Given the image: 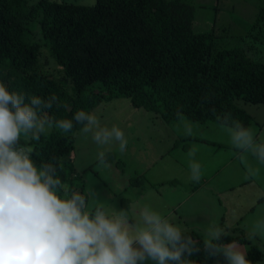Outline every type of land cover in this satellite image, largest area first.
Instances as JSON below:
<instances>
[{
	"label": "trees",
	"instance_id": "16d2710c",
	"mask_svg": "<svg viewBox=\"0 0 264 264\" xmlns=\"http://www.w3.org/2000/svg\"><path fill=\"white\" fill-rule=\"evenodd\" d=\"M193 20L187 0H96L93 6L0 0V82L23 93L26 102L58 96L61 106L47 111L55 120H71L79 110L91 113L104 99L128 97L133 107L164 122L184 117L220 123L217 116L230 113L249 127L251 116L234 100L264 104V60L241 47L217 48L212 34L196 31ZM33 22L41 41L31 38ZM41 46L61 69L59 79L39 65ZM73 124L69 133L54 129L31 142L34 163H56L69 194L77 189L75 134L83 126ZM182 232L201 248L191 257L194 264H226L222 256L204 253L197 232ZM225 233L221 243H249L240 233ZM262 256L249 245V261Z\"/></svg>",
	"mask_w": 264,
	"mask_h": 264
},
{
	"label": "clouds",
	"instance_id": "9594fccd",
	"mask_svg": "<svg viewBox=\"0 0 264 264\" xmlns=\"http://www.w3.org/2000/svg\"><path fill=\"white\" fill-rule=\"evenodd\" d=\"M54 105L61 106L56 95L33 96L26 102L23 93L10 92L0 82V264H194L191 257L201 252L197 241L160 212L145 205L134 219L126 208L109 210L90 189L91 201L78 191L69 194L56 163H34L31 142L54 129L69 133L73 121L83 125V134L91 133L97 146L118 145L120 153L126 151L128 141L118 126H101L95 114L84 110L71 120H55L47 114ZM217 119L242 163L251 156L264 166V142L257 141L254 131L230 113ZM191 132L187 127L186 133ZM187 155L191 180L198 183L202 167L193 159L196 149ZM105 157L100 151L96 159L103 165ZM247 173L257 177L260 168L248 166ZM257 234L264 235V220L254 226L252 235ZM225 235L223 228L211 225L204 253L222 256L226 264H252L237 241L221 243Z\"/></svg>",
	"mask_w": 264,
	"mask_h": 264
},
{
	"label": "rangeland",
	"instance_id": "374dc122",
	"mask_svg": "<svg viewBox=\"0 0 264 264\" xmlns=\"http://www.w3.org/2000/svg\"><path fill=\"white\" fill-rule=\"evenodd\" d=\"M37 1L28 0V3ZM58 1L93 6L96 0ZM187 1L194 6V29L211 33L217 48L241 47L252 58L264 60V0ZM29 28L32 32L31 38L41 41L37 36L40 32L37 23L33 22ZM39 65L56 79L62 74L44 46H41ZM234 102L251 116L249 128L254 131L257 141L264 142V104L239 98ZM91 113L100 119L101 126L111 128L115 125L122 129L128 141L127 148L124 153H120L118 145L97 146L92 141L91 133L83 134V126L79 128L75 134L73 160L74 170L78 175L75 191L80 192L83 183V194L86 196L90 189L105 208L110 210L113 207L118 211L130 207V217L138 219L139 213L135 210H139V205L135 206L133 200L138 199L139 203L144 201L138 196L151 186L147 170L156 171L173 165L180 170L181 178L191 180L189 164L192 160L187 154L191 149H196L193 158L196 162L203 154L212 164L219 162L220 171L214 170L212 176L215 183L226 179L244 178L245 184L236 187L234 191L225 190L221 194L198 190L193 197L196 200L198 196L205 195L215 208L214 219L218 220L221 212L218 207L220 199L226 207L225 195L229 194L234 207L227 205L221 221L223 229L225 232L240 233L245 237L249 243H243L241 246L246 250L250 244L257 245L263 251V256L252 264H264V235H252L256 223L264 220V166L258 165L251 156H247L246 163H242L241 154L231 146L229 134L220 123L214 120L192 121L184 117L164 122L152 111L133 107L128 97L104 99ZM187 127H191V135L186 133ZM100 151L106 153V163L103 165L96 159ZM182 164L188 166L189 176ZM248 166L259 167L260 175L249 178ZM191 183L194 186L198 184L194 181ZM157 190L161 192L162 188L157 186ZM159 194L155 192L154 203H150L151 209L156 211L160 210L162 204L159 202V196H164V193ZM180 195L184 198L185 194L181 192ZM88 199L91 201V196H88ZM189 200L187 205L190 204ZM180 226H183L180 227L181 230H191L183 224ZM209 227L208 224L205 229L196 231L199 230L200 236L206 239L205 232ZM146 264L153 262L148 261Z\"/></svg>",
	"mask_w": 264,
	"mask_h": 264
},
{
	"label": "crops",
	"instance_id": "0c3cea01",
	"mask_svg": "<svg viewBox=\"0 0 264 264\" xmlns=\"http://www.w3.org/2000/svg\"><path fill=\"white\" fill-rule=\"evenodd\" d=\"M190 137L191 136H189V138ZM197 162L201 164L202 176L201 180L195 186L191 183L192 180L181 178L180 170H178L177 167H173V165L156 171L148 169L147 171L150 177L149 184L151 186L138 196L144 200L142 203H139L138 199L133 200L135 206L139 205V210H135V212L139 213L145 205L151 208L150 203H154L153 199L155 192L160 194L164 193V196L159 194V202L162 204L160 205V210L158 212L167 217L170 222L176 225L178 224V227H183L180 226L183 224L185 227H188L195 232H197V229H205L208 224L209 226L216 225L223 228V223H221V221H223V215L225 214L224 212L227 209V205H233L231 204L229 194L225 195L226 207L222 205V202L224 201L219 197L220 205L218 207L221 212L219 213L218 220L214 219L215 208L205 195L198 196L196 200L193 196L198 190H209L211 192H217L218 194L223 193L225 190L234 191L236 187L245 184V180H243L244 178H232L215 183L212 176L214 170L216 172L220 171L218 167L219 162H217V164H212L211 160H209L205 154H203ZM182 167H185V173L189 176L190 173H188V166L182 164ZM142 174L144 176V173ZM157 186L162 188L161 192L160 190H157ZM181 192L185 194L184 198L180 195ZM190 198L194 200H189ZM188 200L190 204L187 205ZM181 220L183 223H180L182 222ZM199 226L200 228H197ZM197 233L199 234V230Z\"/></svg>",
	"mask_w": 264,
	"mask_h": 264
}]
</instances>
